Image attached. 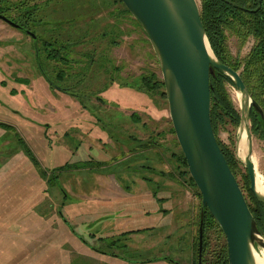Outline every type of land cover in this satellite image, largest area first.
<instances>
[{
  "label": "rangeland",
  "instance_id": "1",
  "mask_svg": "<svg viewBox=\"0 0 264 264\" xmlns=\"http://www.w3.org/2000/svg\"><path fill=\"white\" fill-rule=\"evenodd\" d=\"M10 1L26 2L8 15L35 38L0 20V264H197L200 197L167 100L143 86L162 79L147 36L119 0ZM226 35L232 61L255 45ZM57 48L68 62L46 58ZM224 88L239 112V92ZM251 134L264 178V136ZM237 138L238 126L218 128L235 158ZM205 236V255L225 241Z\"/></svg>",
  "mask_w": 264,
  "mask_h": 264
},
{
  "label": "water",
  "instance_id": "2",
  "mask_svg": "<svg viewBox=\"0 0 264 264\" xmlns=\"http://www.w3.org/2000/svg\"><path fill=\"white\" fill-rule=\"evenodd\" d=\"M120 1L147 36L156 56L175 138L201 196L197 264H201L204 208L224 235L228 264H255L254 250L264 249V237L212 128L209 78L214 70L227 75L240 94L236 159L245 168L250 192L261 204L264 194L255 187L249 114L253 109L264 118L263 110L252 99L239 72L219 61L212 52L197 0ZM0 20L35 38L32 32L5 15L0 14ZM38 67L44 75L42 66ZM243 131L247 150L241 159L237 147Z\"/></svg>",
  "mask_w": 264,
  "mask_h": 264
},
{
  "label": "trees",
  "instance_id": "3",
  "mask_svg": "<svg viewBox=\"0 0 264 264\" xmlns=\"http://www.w3.org/2000/svg\"><path fill=\"white\" fill-rule=\"evenodd\" d=\"M21 9L29 10V7L26 5V2H11L10 0H0V14L5 15L7 18H9L8 14H10L12 11H19ZM125 11L130 15L126 8ZM200 16L203 27L205 29L208 43L215 57L235 71H238L240 67L243 68L242 72L240 73L243 82L248 92L250 93L252 99L255 100L263 110L262 106L264 105V0H202V4L200 7ZM134 22L140 28L139 24L135 20ZM17 24L23 27L21 23ZM226 32H230L231 34L235 35L240 40V42L244 41L246 37L250 35L255 39V45L253 46L252 51L243 60L239 61L237 59L232 61L230 52L228 51V47L226 45ZM47 46H50V44L47 43ZM59 50L58 48L56 50H48V53L45 55L46 58L53 59L59 63L62 61L68 62V58L62 56V53H60ZM58 77H62V74L60 72L58 73ZM142 82L143 86H145L146 92H153L158 95L161 99H163L162 101L166 102V94L164 91V84L162 79L159 80L155 76V74L151 72V74L142 78ZM209 83L211 86L210 118L215 137L217 138L218 128L222 125H226V123H230L233 126H238L240 121V115L239 112L233 106L228 96V93L224 88V84L227 83H230L235 87L233 81L224 73L218 70H214V74L211 75L209 78ZM160 88L163 90L160 91ZM254 117L257 118L258 114L255 113V111L252 109V111L250 110L249 119L252 120V118ZM262 124L263 122L261 120V125ZM255 130H257V128H255ZM171 132L174 134L173 128H171ZM217 141L242 191L246 189L247 195L251 198V201H247V203L253 217L256 220L258 229L264 237V204L257 202L252 193L250 192L249 178L247 176L246 171L244 173V176L241 177V185L238 179L237 172V166L240 164V162L237 161L232 152L228 150L224 145H222L218 139ZM151 144L152 143L148 141L147 143H145V148L151 147ZM180 161L181 164H184L185 167V170L182 171V173H185L188 176L189 182L192 186L196 188L193 180L189 176L187 166L181 151ZM199 197L201 209L202 207L200 194ZM203 210L204 228L201 264H228L225 241L220 246H217V248L211 254L205 255L207 251L205 231L213 230L214 233L219 236L218 238H220L221 236L224 238V235L218 225L209 215L206 208H204ZM64 223L66 222L64 221ZM90 248L99 253H103L93 246H90ZM156 260L158 259H151L144 262L149 263Z\"/></svg>",
  "mask_w": 264,
  "mask_h": 264
},
{
  "label": "bare ground",
  "instance_id": "4",
  "mask_svg": "<svg viewBox=\"0 0 264 264\" xmlns=\"http://www.w3.org/2000/svg\"><path fill=\"white\" fill-rule=\"evenodd\" d=\"M238 101H240V94H238ZM247 150V140H246V134L245 131H243L240 135V140L238 142L237 147V155L239 158L243 159L246 155ZM255 187L256 191L260 194H264V178L260 176L257 172L255 175ZM261 255L257 253L256 250H254V256H255V264H264V249Z\"/></svg>",
  "mask_w": 264,
  "mask_h": 264
},
{
  "label": "flooded vegetation",
  "instance_id": "5",
  "mask_svg": "<svg viewBox=\"0 0 264 264\" xmlns=\"http://www.w3.org/2000/svg\"><path fill=\"white\" fill-rule=\"evenodd\" d=\"M250 10H252V9H250ZM238 72V71H237ZM240 74V73H239ZM241 76V75H240ZM242 78V77H241ZM243 80V79H242ZM251 111H252V109H251ZM264 113V112H263ZM261 120H262V122H263V124L261 125ZM250 123H251V126H250V128H251V130L252 129H255V128H257V130L260 132L261 131V134H262V136H264V118H262V117H260L259 115H258V117L256 118V117H254V118H252V120H250Z\"/></svg>",
  "mask_w": 264,
  "mask_h": 264
},
{
  "label": "crops",
  "instance_id": "6",
  "mask_svg": "<svg viewBox=\"0 0 264 264\" xmlns=\"http://www.w3.org/2000/svg\"><path fill=\"white\" fill-rule=\"evenodd\" d=\"M5 126V125H4ZM178 162L180 163V161L178 160ZM168 177L169 178H171L172 179V183L174 184V185H176V186H178V184L180 183L179 182V179L178 178H176V176L174 175V174H171V171H169L168 173ZM170 181V180H169ZM117 185V184H116ZM166 185V184H165ZM169 185H172V184H167V186L166 187H169ZM119 186L117 185V189L119 190V191H121L122 192V194H123V191L121 190V189H119L118 188ZM199 211H200V207H199Z\"/></svg>",
  "mask_w": 264,
  "mask_h": 264
}]
</instances>
